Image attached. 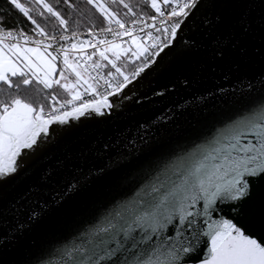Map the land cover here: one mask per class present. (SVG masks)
I'll list each match as a JSON object with an SVG mask.
<instances>
[{
  "label": "snow or ice",
  "instance_id": "1",
  "mask_svg": "<svg viewBox=\"0 0 264 264\" xmlns=\"http://www.w3.org/2000/svg\"><path fill=\"white\" fill-rule=\"evenodd\" d=\"M31 2L34 9L5 0L40 39L6 30L7 12L0 11V83L16 89L0 99V189L86 124L123 112L133 99L129 85L166 56L174 71L187 64L230 79L256 62L259 70L237 77L230 89L218 85L194 98L197 106L219 98L223 110L190 141L162 152L151 131L162 117L137 121L134 129L66 149L19 198L8 200L0 191V216L12 211L16 218L0 235V247L18 248L10 264H264V0H258V22L250 10L254 0H139L138 6L120 0L123 17L107 0H85L102 17L98 29L92 22L88 39L71 27L79 28V20L57 10L59 0ZM63 5L80 14L71 0ZM36 16L45 24L54 19L52 34ZM33 82L46 90L58 86L68 98L53 95L45 105L18 94L21 84ZM182 83L191 86L192 80L183 75ZM114 187L127 190L70 237L31 255L30 233L60 213L70 216L74 199L87 204L98 190Z\"/></svg>",
  "mask_w": 264,
  "mask_h": 264
},
{
  "label": "water",
  "instance_id": "2",
  "mask_svg": "<svg viewBox=\"0 0 264 264\" xmlns=\"http://www.w3.org/2000/svg\"><path fill=\"white\" fill-rule=\"evenodd\" d=\"M254 2L257 6H250V10L258 22V0ZM253 43H259L258 26ZM175 67L172 57L166 56L153 71L146 76L142 74L143 78L139 80V83L134 81L129 85V96L133 99L125 102L123 112L113 115L107 122L86 124L80 134L65 138L59 146H53L46 157L30 160L27 169L15 181L4 185L0 191L6 195L8 200L19 198L27 186L35 181L40 170L54 165L55 158L62 155L66 149L75 150L82 142L94 136H115L126 127L134 129L137 121L151 123L153 119L162 117L161 122L151 129L154 142L159 141V149L162 152L169 150L178 142L190 141L205 127L210 126L223 110V104L219 98L209 99L207 104L200 106L196 105L194 98L201 94H210L217 89L218 85L230 89L235 85L237 77L252 76L259 70V64L256 62L229 79L224 77L220 71L212 73L206 68L197 70L187 64L180 66L179 70H170ZM183 75H187L192 80L191 86L182 83ZM165 86H167L166 91ZM153 89L165 94L155 95ZM126 190L119 187L98 190L94 200L87 204H82L79 198L74 199L69 204V207L73 209L70 216L65 218V214L60 213L48 225L29 234V237L34 238L35 241L31 255L40 256L55 246L58 241L70 237L76 228L84 221L90 220L101 206L123 195ZM19 218L23 219V216ZM15 223L16 218L12 211L0 216V235L8 231ZM16 258H18L16 245L0 247V264H10ZM50 258L55 262V255Z\"/></svg>",
  "mask_w": 264,
  "mask_h": 264
},
{
  "label": "trees",
  "instance_id": "3",
  "mask_svg": "<svg viewBox=\"0 0 264 264\" xmlns=\"http://www.w3.org/2000/svg\"><path fill=\"white\" fill-rule=\"evenodd\" d=\"M20 3L24 4L25 6H28L30 8L34 9V5L32 4L31 0H19ZM45 2L56 5L57 0H45ZM73 4H78L80 9V14L77 12H73L69 9H67L66 5H63V0H59L60 7L57 9L64 13L65 18L71 17L73 21L79 20V28L76 27V24L73 23L71 25L72 29L77 31H84L88 30L92 26V22L94 21L97 28L100 26L102 22V17H99L98 13H95L94 9H89L88 6L85 4V0H71ZM102 2H105V0H102ZM126 3H134L139 5V0H124ZM109 7L110 11L116 12L119 14L120 17L124 16L125 9H123L122 4L120 3V0H116L115 3L112 2V0H107V5ZM147 10V9H146ZM0 11L7 12L6 22L8 24V28L6 30H24L25 32H32V26L27 21L25 17H23L22 14H19L14 9L9 8L5 0H0ZM35 15V11L33 13ZM47 14L45 13V17ZM45 17L36 16L38 21L41 22L42 26H45L47 30L49 31V34H52L53 32V25L56 24L54 19H50L48 24L44 23ZM91 17V20L89 19ZM0 19H5V17H0ZM19 21V23H18ZM56 33H59V29L56 28ZM138 63V62H137ZM129 70H131V66L129 67ZM13 82L20 83V78H13ZM11 91L13 94H16V89L13 88L11 90L7 89L6 85H3L0 83V99H6L8 92ZM19 95L26 99H30L35 104L44 103L45 105H48V97L49 96H57L59 100H63L68 98L67 94L60 89L58 86H54L51 90L43 89L42 85H37L35 82H33L31 85L25 87L21 84ZM47 97V99H45Z\"/></svg>",
  "mask_w": 264,
  "mask_h": 264
},
{
  "label": "built area",
  "instance_id": "4",
  "mask_svg": "<svg viewBox=\"0 0 264 264\" xmlns=\"http://www.w3.org/2000/svg\"><path fill=\"white\" fill-rule=\"evenodd\" d=\"M98 29V28H97ZM80 33H81V39H88V37L86 36V32H87V30H84V31H79ZM28 35H30V36H33L34 38H36V39H40L39 37H35V34H34V32L32 31V32H26ZM68 35H70L71 33L69 32V33H67ZM57 35H59V33H57ZM109 38H111V37H109ZM28 46H34V45H28ZM60 46V44L59 43H57L54 47L55 48H58ZM49 51H53V54H55V51H54V49H49ZM88 51L90 52L91 50L90 49H88ZM51 97L52 96H49L48 97V102H50L51 101ZM89 97H85V99H88ZM67 99V98H66ZM63 100H65V99H63ZM63 100H61V101H63Z\"/></svg>",
  "mask_w": 264,
  "mask_h": 264
}]
</instances>
